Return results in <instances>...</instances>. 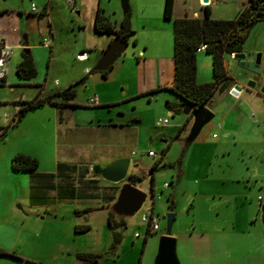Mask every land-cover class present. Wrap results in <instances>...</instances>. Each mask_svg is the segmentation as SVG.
<instances>
[{"label":"crops","instance_id":"obj_1","mask_svg":"<svg viewBox=\"0 0 264 264\" xmlns=\"http://www.w3.org/2000/svg\"><path fill=\"white\" fill-rule=\"evenodd\" d=\"M99 3L100 0H97L98 6ZM133 3L134 7L129 10V26L133 34L125 46L130 44L134 57L131 64V77L135 83L133 92L111 98L94 91L85 102H77L75 93L64 106L42 105L28 110L18 121L15 119L20 103L16 101L21 97L12 95L6 100L0 95V248L17 256L1 255L0 264H31L29 261L80 264L74 256L78 252L100 254L96 264H119L117 251L121 240L114 255L106 254V250L112 233L107 215L114 222L122 219L112 210L121 183L102 179L99 170L113 160L127 158L130 160L128 174L137 175L125 148L137 140L140 117L134 104H131L133 108L127 114L116 106L137 99L148 104L157 101L155 95H164L159 98L160 102L182 103L166 89L172 82V24L171 20L162 17L163 0H135ZM245 4L247 0L243 6ZM43 5V13L46 14L48 5L46 2ZM189 11V7L178 10L176 0H173L172 18H201L203 15L202 11ZM104 16L116 27L122 14L116 15L113 20ZM209 16L216 18L211 12ZM3 17L4 12L0 9V42L8 47H19V44L9 42ZM100 34L102 39L98 55L112 39L111 34ZM117 59L105 80L122 67L124 61L116 64ZM224 68L230 83L218 94L221 98H228L229 106L220 113L221 125L216 123L215 128L224 134L236 130L246 119L257 120V125L262 120L264 126L263 97L258 96L256 90H249L246 84L231 78L225 64ZM82 71L90 74L88 66H83ZM4 78L6 82V75ZM195 80L197 83L207 81H199L197 72ZM234 84L240 91L231 94L230 88ZM250 92L252 95H245ZM90 97L95 98L93 103H88ZM210 98L203 105L208 110L206 104H209ZM8 103L12 106L4 107ZM45 106L52 109L46 113L41 109ZM167 112L173 113L170 110ZM150 136L148 132L147 137ZM16 153L36 158V168L30 171L11 170L10 158ZM257 179L264 180V176H254L253 180ZM252 193L249 188L243 187L227 190L225 196L228 200L223 206L230 214L222 219L215 217L208 224L198 222L197 230L188 234L192 236V244L188 249L182 248L180 256L175 248L177 237L172 234L178 263L264 264V233L259 227V209H250L246 201ZM257 201L259 206L264 204V193L262 197L257 196ZM215 212L218 215L217 209ZM75 226L87 228L75 231ZM124 228L123 222L120 233ZM156 247L157 243L153 250L151 247L148 249L145 261L141 263L139 260L137 264H153ZM134 263L132 259L127 264Z\"/></svg>","mask_w":264,"mask_h":264},{"label":"rangeland","instance_id":"obj_2","mask_svg":"<svg viewBox=\"0 0 264 264\" xmlns=\"http://www.w3.org/2000/svg\"><path fill=\"white\" fill-rule=\"evenodd\" d=\"M134 1L127 0L129 10L130 7H134ZM245 1L215 0L207 5L212 16L230 19ZM45 2L48 5L47 13L39 14ZM176 3L178 10L189 7V12L202 11L203 5L200 0H176ZM30 4L35 6L34 10L30 9ZM96 6L97 0H0V9L4 12L2 22L7 28L8 40L11 44H19V47L9 46L6 82L0 87V95L6 100L16 95L21 97L16 102L26 101L34 96H45L61 91L81 78L83 83L75 86L77 102H85L94 91L111 98L133 92L135 83L131 77L133 67L131 64L134 63V57L130 44L124 48L115 62L117 64L123 60L122 67L110 79L100 78L98 72H90L87 75L82 71L83 66L92 69L101 55H98V48L102 36L93 32L92 27ZM99 8L110 20L122 14L119 0H100ZM43 39L49 41L48 47L41 44ZM24 48L28 50L35 69V75L28 81L20 80L14 74V68ZM81 51L85 53L87 60H77L75 55ZM242 53L259 54L256 70L240 66L234 61L230 76L243 84L253 81L254 86L248 89L256 90V94L261 96L257 89L258 84L264 80V18L257 20L250 27L242 44ZM195 61L197 79L207 80L203 82L210 81L212 76L209 56L203 50L197 51ZM161 96L164 95H155L157 101L148 104H145V100L143 102L137 99L129 103L121 102L116 106L127 114L133 108L131 104H134V109L140 117L137 140L126 147L125 151L131 158L133 171L139 175L135 186L145 194L139 209L127 216H119L125 223V228L121 229V245L117 251L119 264H127L132 259L135 261L134 264L139 260L141 263L145 261L148 249L151 247L153 250L157 237L164 233L167 213L174 214L168 234L171 237L175 234L177 237L175 248L180 256L181 249H188L192 244V236L188 234L197 230L198 222L208 224L215 217L222 219L224 215L230 214L226 206H223L228 200L225 196L227 190L249 188L253 193L246 201L250 209L256 210L259 209L257 196L262 197L264 193V180H253L254 176H264L262 120L260 125H257V120L246 119L236 130L222 134L215 125L216 123L221 125L220 113L228 108L229 103L228 98H221L215 91L209 104H206L213 110L211 111L213 117L200 129L194 140L186 145L184 140L192 122L191 114L185 115L180 109L178 112L168 113L163 106L164 101H159ZM11 106L10 103L4 104V107ZM41 109L48 113L52 108L45 106ZM165 117L167 118L165 125L159 127L154 125L158 118ZM177 124L185 125L178 135L171 139L177 132ZM148 132L151 135L149 138ZM165 145L166 149L161 154V149ZM147 151H151L153 156L147 155ZM156 158L160 159L152 172V198L149 192V169ZM163 183L167 184L164 188ZM151 208L158 220L159 229L147 235L142 246L145 224L139 217L142 212L146 209L150 211ZM215 209L218 210V215ZM259 227L264 233L261 225ZM134 233L138 234L137 237Z\"/></svg>","mask_w":264,"mask_h":264},{"label":"trees","instance_id":"obj_3","mask_svg":"<svg viewBox=\"0 0 264 264\" xmlns=\"http://www.w3.org/2000/svg\"><path fill=\"white\" fill-rule=\"evenodd\" d=\"M173 0H163L162 17L171 20L172 24V82L166 88L177 96L182 103L192 105L196 109L204 105L210 96L215 92L224 90L230 77L226 74L224 68V59L230 53L238 54L242 52V44L245 37L254 22L264 18V0H247V4L242 6L234 17L230 19L211 18L209 16V6L203 5L201 18L180 17L172 18ZM45 5L39 11L42 14ZM129 9L122 13L118 25L115 27L104 15L97 5L92 20V27L95 33L111 34L112 38L126 42L133 30L129 26ZM111 41V40H110ZM109 41V42H110ZM108 42V44H109ZM204 43V51L210 55L211 75L212 79L208 82L197 83L196 75V48L199 44ZM134 44V40H132ZM111 66L102 70L89 69V72H98L101 78H106ZM14 74L20 80L28 81L35 75L34 63L29 52H21V58L14 68ZM83 83V78L67 85L61 91L45 96H34L33 98L19 102L21 105L16 112L18 121L30 109L40 107L42 105H60L64 106L66 101L75 95V86ZM5 85V78H0V86ZM69 106H76L68 104ZM164 108L174 112L179 111L178 104L164 100ZM183 124L177 127V132L171 139H174L180 132ZM165 145L161 149V154L166 149ZM160 158H156L149 169V192L153 198V176L152 172ZM37 160L26 154L16 153L10 158V169L13 171H30L36 168ZM129 180H139V175H130ZM18 206V205H17ZM152 211V208H151ZM107 223L112 230L111 242L106 250V254L114 255L116 246L121 240L120 229L123 221L114 222L111 216L107 215ZM86 226H75V231H84ZM150 234L145 231L141 245L143 246L146 236ZM8 255L16 257L11 252H7L0 248V256ZM75 259L80 264H96L100 254H92L87 252L75 253ZM31 264H43L37 261H29Z\"/></svg>","mask_w":264,"mask_h":264},{"label":"water","instance_id":"obj_4","mask_svg":"<svg viewBox=\"0 0 264 264\" xmlns=\"http://www.w3.org/2000/svg\"><path fill=\"white\" fill-rule=\"evenodd\" d=\"M200 2L202 4H207L208 0H200ZM209 2L212 3L214 0H209ZM119 3L121 11L124 13L127 9V0H119ZM125 46L126 42L112 38L93 68L95 70H102L111 66L116 58L122 53ZM23 51L27 52L28 50L24 48ZM234 61L240 66L256 70L257 64L259 63V54H243L241 52L233 55L231 60H225L228 73L230 72ZM246 86L253 87L254 82L249 81L246 83ZM239 91L240 88L235 84L230 88L231 94H236V92ZM257 92L264 99V80L258 86ZM179 108L181 113L185 115L191 114L192 118L189 131L184 140L185 144L188 145L194 140L200 129L213 117V114L203 105L193 109L190 104L179 103ZM129 167L130 160L127 158H121L107 163L99 170V175L102 179L113 183H121L116 200L112 205V210L117 216H127L128 214L135 212L139 209L145 198V194L135 186L138 181H133V183L130 182L128 174ZM173 219V213H167L165 215L164 234L158 237L153 264H179L174 253V238L168 234ZM259 221L264 230V204L259 206Z\"/></svg>","mask_w":264,"mask_h":264},{"label":"built area","instance_id":"obj_5","mask_svg":"<svg viewBox=\"0 0 264 264\" xmlns=\"http://www.w3.org/2000/svg\"><path fill=\"white\" fill-rule=\"evenodd\" d=\"M209 2V0H208ZM207 2V4H208ZM201 3V2H200ZM201 5H206V4H202ZM30 9L31 10H34L35 9V6L33 4H30ZM44 47H48L49 46V41L46 40V39H43L42 40V43H41ZM205 49V44L204 43H201L198 45V47L196 48V51H201V50H204ZM9 52H10V48L5 45L3 42H0V78H4L5 76V72H6V68H7V64H8V60H9ZM233 53H230L227 57V60H231L233 58ZM75 57L77 58V60H83L85 59V53L83 52H80V53H77L75 55ZM224 64L226 65V63L224 62ZM95 100L94 97H90L88 98V103H93ZM167 122V118H163V119H157L154 123V125L156 127H159V126H162V125H165ZM212 136H214L212 134ZM147 155L149 156H153V153L151 151H147L146 152ZM167 184L163 183L162 184V187H166ZM146 209L144 212L141 213L140 217H139V220L145 224V229H144V233L145 231H148L149 233H152V232H155L158 230L159 228V223H158V220L157 218L153 215L152 211ZM137 233H134V236L137 237Z\"/></svg>","mask_w":264,"mask_h":264}]
</instances>
